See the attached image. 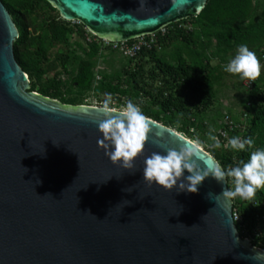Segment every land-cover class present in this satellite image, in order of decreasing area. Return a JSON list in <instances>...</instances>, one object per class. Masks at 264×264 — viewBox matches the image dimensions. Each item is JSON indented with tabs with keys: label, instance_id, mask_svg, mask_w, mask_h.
<instances>
[{
	"label": "water",
	"instance_id": "95a60500",
	"mask_svg": "<svg viewBox=\"0 0 264 264\" xmlns=\"http://www.w3.org/2000/svg\"><path fill=\"white\" fill-rule=\"evenodd\" d=\"M45 1L63 21L124 42L196 17L208 0ZM18 37L0 0V264H254L264 250L240 237L231 198L221 196L227 180L209 176L196 193L144 183L147 156L189 139L148 119L133 169L113 165L97 143V108L28 90ZM199 158L201 169L217 165L200 147Z\"/></svg>",
	"mask_w": 264,
	"mask_h": 264
},
{
	"label": "trees",
	"instance_id": "16d2710c",
	"mask_svg": "<svg viewBox=\"0 0 264 264\" xmlns=\"http://www.w3.org/2000/svg\"><path fill=\"white\" fill-rule=\"evenodd\" d=\"M1 1L19 33L13 46L14 56L29 77V91L38 89V94L64 105H81L84 95L92 92L97 95L111 93L116 101H120L122 97H131V90H134L135 97L139 93L149 97L162 114L202 113L213 106L215 98L211 63L202 62L203 56L192 45L201 44L202 37L210 38L215 41L218 52L226 53L242 44L252 46L259 43L256 54L259 61L264 55V0H208L198 16L170 24L163 28L164 33L162 30L155 33L156 44L149 49L142 48L131 60L136 62L133 67H123L122 71L128 77L126 88L117 73L103 74L95 84L96 64L104 58L98 44L87 43L83 48L77 43L81 54L76 52L71 56L68 51L58 52L52 61L51 50L56 45H67L69 37L74 34L70 24L63 21L57 10L45 0ZM189 22L200 28L199 35L184 26ZM78 33L82 36L81 31ZM147 62L154 64L148 77L160 86L153 87L144 80ZM58 67L71 79L67 82L59 79L61 71L57 72ZM51 72L55 75L48 78ZM257 82L249 91L244 123H240L244 126L238 128L240 124L233 121L230 130L231 135L252 138L253 147L244 152L230 151L229 154L211 150L213 158L225 170L238 166L240 161L247 162L252 151L264 148V76ZM73 83H77L76 91ZM141 110L148 119L173 128L170 117L162 118L160 113L146 107ZM223 128L230 129L228 125ZM182 131L189 135V130ZM227 186L231 190L229 178ZM233 213L238 216L235 225L240 237L249 239L254 248L264 250V191L259 190L251 201L235 198Z\"/></svg>",
	"mask_w": 264,
	"mask_h": 264
},
{
	"label": "clouds",
	"instance_id": "9594fccd",
	"mask_svg": "<svg viewBox=\"0 0 264 264\" xmlns=\"http://www.w3.org/2000/svg\"><path fill=\"white\" fill-rule=\"evenodd\" d=\"M224 71L238 75L242 81H255L260 77L261 64L255 52L242 44ZM114 103L112 94L107 93L102 103L97 105V110L102 113V119L96 122L97 131L102 137L97 143L113 165L131 171L134 160L144 151L151 122L132 101L119 109L112 106ZM208 139L212 141L210 147H221L216 136L209 133ZM253 143L250 137L242 139L233 136L227 146L233 151L244 152L252 148ZM200 144L199 140L194 143L188 141L178 149L164 148L162 152H152L143 161L144 183L148 186L154 184L166 191L175 188L177 192L196 193L198 186L209 176L224 183L231 178L232 190L226 189L221 196L249 201L264 189V148L252 151L247 162L240 161L238 166L225 170L217 163L215 168L209 170L207 167L201 169L198 164ZM185 172L190 175L185 176ZM250 259L254 264H264V253L255 252Z\"/></svg>",
	"mask_w": 264,
	"mask_h": 264
},
{
	"label": "rangeland",
	"instance_id": "374dc122",
	"mask_svg": "<svg viewBox=\"0 0 264 264\" xmlns=\"http://www.w3.org/2000/svg\"><path fill=\"white\" fill-rule=\"evenodd\" d=\"M15 0H13L14 2ZM53 7V6H52ZM70 26L74 29V34L69 37V42L67 45H56L51 50V57L50 59L53 61L56 57L58 52L64 51H75L79 52L76 44L79 43L82 47H86L87 43L95 42L101 48V52L104 55V58H100L96 64L95 73L99 76L103 74H119L120 78L122 79L123 86H126V82L128 81V77L123 73V67H133L136 63L130 55H126L124 51H121L119 46H117L116 41H108L102 37L96 36L93 32L89 29L81 25L78 21H71L68 22ZM189 30H192L196 34H200V28L194 23L189 22L188 24L184 25ZM164 30V29H163ZM162 30V31H163ZM79 31L82 32V36L78 33ZM151 35H143L131 40L140 39L142 37H150ZM202 42H198V45H192V48L198 50L200 54L203 56L202 62L210 61L211 63V74H212V84L213 89L215 91V98L213 106L208 108L207 110L203 111L202 113H197L196 111H191L190 113H182V114H175L174 116L162 114L159 107L154 106L151 103L149 97H146L143 94L139 93L138 97H135V91L131 90V97H122L120 101H116L114 98L115 103L112 105L117 109L122 108L128 101H132L134 104H137L141 109L142 107H146L151 109L154 113H160L162 118H169L173 122V129L180 135L184 136L185 138L189 139L192 142L199 140L201 142L200 148L207 152L210 156H212V151H219L221 154H229L228 140L232 138L234 135L230 134V130L225 131L223 128L225 125H232L236 122V124H240L241 122L244 123L245 119V107L247 105V99L249 95L250 89L245 86L246 80H240L238 75H232L224 71V67L228 64V62L236 55L237 49L229 50L226 53H220L217 50L216 43L213 39L202 37L200 39ZM261 43V42H260ZM259 43H255L252 46H248L249 50L255 52L257 54V46ZM174 48L171 47L170 50ZM185 53L189 54V52L184 49ZM187 57V55H186ZM131 62V63H130ZM131 64V65H130ZM261 64V75L260 77L264 76V61L260 60ZM154 64L151 62H147L144 67V80L148 82V84H152L153 87L160 86V84L156 81L152 83V80L148 77L149 72L153 69ZM61 69L58 67L57 72ZM54 76V72H51L47 75L48 78H52ZM61 80L68 79L67 76L64 74H60ZM99 82V81H98ZM258 83L255 80V84ZM261 82H259V85ZM262 86V85H261ZM129 87V86H127ZM254 87V85H253ZM252 87V88H253ZM264 87V86H262ZM31 85L28 84V90H30ZM126 88V87H125ZM251 88V89H252ZM37 90L34 93H37ZM76 91V90H74ZM105 98V94L97 95L96 93H87L82 98L81 105L78 106H70L64 105L59 101H56L57 104L65 106V107H79V106H86V107H95ZM163 125V124H162ZM244 124L238 125V128H242ZM182 129L189 130V135H186ZM211 133L212 135L216 136L217 139L220 141L221 147L220 148H212L210 145L212 141L208 139V134ZM213 157V156H212ZM218 164L219 161L216 160ZM233 167V166H232ZM230 168V167H229ZM230 179L231 183V190L233 188V184ZM264 191V189H262ZM232 205L235 204V198H231Z\"/></svg>",
	"mask_w": 264,
	"mask_h": 264
},
{
	"label": "built area",
	"instance_id": "2783aa9c",
	"mask_svg": "<svg viewBox=\"0 0 264 264\" xmlns=\"http://www.w3.org/2000/svg\"><path fill=\"white\" fill-rule=\"evenodd\" d=\"M163 30V29H162ZM164 33V30L162 31ZM129 41H133L131 44ZM88 43H91L90 41ZM156 44V36L155 34H151L150 37H142L140 39L135 40H128L124 42H117V46L121 49V51H124L126 55H130L131 58L135 57L136 54L142 49V48H151L152 45ZM262 61L264 60V55L261 56ZM261 75V74H260ZM101 79V76L95 73V84L98 83V81ZM255 81H245V86L248 89H251L253 87ZM233 123V122H231ZM230 127L229 130H232V125H228ZM227 131V130H225ZM233 219L234 221H238V216L236 213H233Z\"/></svg>",
	"mask_w": 264,
	"mask_h": 264
},
{
	"label": "flooded vegetation",
	"instance_id": "af4514ba",
	"mask_svg": "<svg viewBox=\"0 0 264 264\" xmlns=\"http://www.w3.org/2000/svg\"><path fill=\"white\" fill-rule=\"evenodd\" d=\"M71 51H72V50H69V51H68V53H71V56L76 55V52H75V53H74V52L72 53ZM78 54H81V53L78 52ZM59 68L61 69V70H60V71H61V74H64L65 76L68 77V79H66V80L63 79L62 81H63V82H67L68 80H70L71 78L66 74V72L63 71V69H62L61 67H59ZM54 75H55V73H54ZM59 79H60V78H59ZM73 84H74V87H75L74 90H76V88H77V83H73Z\"/></svg>",
	"mask_w": 264,
	"mask_h": 264
}]
</instances>
